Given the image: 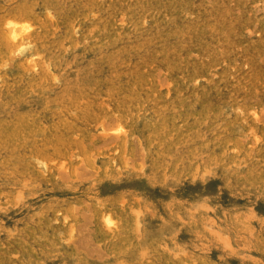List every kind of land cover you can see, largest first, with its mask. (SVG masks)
Masks as SVG:
<instances>
[{
  "label": "rangeland",
  "instance_id": "rangeland-1",
  "mask_svg": "<svg viewBox=\"0 0 264 264\" xmlns=\"http://www.w3.org/2000/svg\"><path fill=\"white\" fill-rule=\"evenodd\" d=\"M0 264H264V0H0Z\"/></svg>",
  "mask_w": 264,
  "mask_h": 264
},
{
  "label": "bare ground",
  "instance_id": "bare-ground-1",
  "mask_svg": "<svg viewBox=\"0 0 264 264\" xmlns=\"http://www.w3.org/2000/svg\"><path fill=\"white\" fill-rule=\"evenodd\" d=\"M12 33H13V32H12ZM15 35H16V34H14V33H13V38H16V36H15Z\"/></svg>",
  "mask_w": 264,
  "mask_h": 264
}]
</instances>
